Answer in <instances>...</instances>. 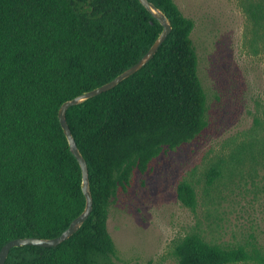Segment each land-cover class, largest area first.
Returning <instances> with one entry per match:
<instances>
[{
	"label": "trees",
	"instance_id": "obj_1",
	"mask_svg": "<svg viewBox=\"0 0 264 264\" xmlns=\"http://www.w3.org/2000/svg\"><path fill=\"white\" fill-rule=\"evenodd\" d=\"M150 1L173 27L155 57L67 112L88 164L90 217L57 247L16 248L6 264H117L107 224L118 192L162 153L208 128L195 22L174 0ZM243 10L264 47V0H245ZM162 30L138 0H0V250L16 238L57 237L83 212L82 172L59 108L136 64ZM218 175L211 170L209 183ZM177 194L196 207L191 184H180ZM175 256L179 264H264L258 250L211 244L197 233L180 242Z\"/></svg>",
	"mask_w": 264,
	"mask_h": 264
},
{
	"label": "rangeland",
	"instance_id": "obj_2",
	"mask_svg": "<svg viewBox=\"0 0 264 264\" xmlns=\"http://www.w3.org/2000/svg\"><path fill=\"white\" fill-rule=\"evenodd\" d=\"M174 1L195 22L209 124L197 140L162 153L146 174L134 173L118 192L107 224L115 262L179 264L176 247L193 233L264 256L263 43L243 10L245 0ZM213 169L219 175L209 183ZM183 182L196 192L194 209L178 199Z\"/></svg>",
	"mask_w": 264,
	"mask_h": 264
},
{
	"label": "water",
	"instance_id": "obj_3",
	"mask_svg": "<svg viewBox=\"0 0 264 264\" xmlns=\"http://www.w3.org/2000/svg\"><path fill=\"white\" fill-rule=\"evenodd\" d=\"M140 4L152 15V17L159 22L163 30L160 33L159 37L156 39L154 44L148 50V52L133 66L122 72L120 75L115 77L112 81L95 88L91 91H88L84 94H81L69 101H66L61 105L58 112V118L62 130L67 138L68 145L72 155L78 161L81 172H82V191L85 196V208L83 212L76 217L69 226L57 237L54 238H38V237H26V238H16L7 242L0 250V264H6V261L9 257L10 252L13 249L24 247V246H38L42 248H54L63 243L64 241L69 240L73 235H75L84 223L90 217L93 211V197L90 188L89 180V169L87 161L85 160L83 154L81 153L74 135L67 122V112L71 107L80 105L96 96L101 95L102 93L108 92L115 87H117L121 82L130 78L141 69H143L148 63L152 61L160 47L167 40L169 35L173 31L172 24L163 10L157 7L150 0H138Z\"/></svg>",
	"mask_w": 264,
	"mask_h": 264
}]
</instances>
